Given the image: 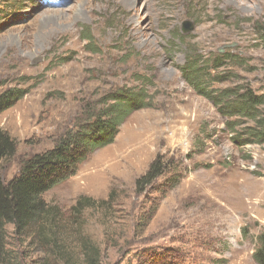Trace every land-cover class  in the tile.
<instances>
[{
    "label": "rangeland",
    "instance_id": "obj_1",
    "mask_svg": "<svg viewBox=\"0 0 264 264\" xmlns=\"http://www.w3.org/2000/svg\"><path fill=\"white\" fill-rule=\"evenodd\" d=\"M9 1L0 0L8 14L0 30V91L18 86L28 93L0 114V128L16 143L0 163L1 180L83 123L86 109H97L110 91L141 88L149 106L133 112L113 144L96 150L44 199L67 209L80 195L106 199L117 191L112 208L83 213V234L98 245L99 264H256L264 143L248 141L254 122L221 115L182 67L189 55L201 65L238 56L207 72L208 88L264 95V0ZM258 111L264 115V104ZM157 154L180 182L163 198L155 188L136 195L134 179ZM156 200V213L140 229L136 223ZM8 241L14 251L23 249ZM22 251L29 255L24 264L39 255Z\"/></svg>",
    "mask_w": 264,
    "mask_h": 264
},
{
    "label": "trees",
    "instance_id": "obj_2",
    "mask_svg": "<svg viewBox=\"0 0 264 264\" xmlns=\"http://www.w3.org/2000/svg\"><path fill=\"white\" fill-rule=\"evenodd\" d=\"M7 15L0 7V22H5ZM3 22L0 23V30ZM260 33L264 42V29ZM84 40L91 43L89 35ZM188 58L182 69L194 90L210 99L221 115L250 118L254 127L248 129V137L252 138H248V141L264 143V115L258 111L264 104V95L253 94L249 88L242 93H239L238 87L221 90L208 88L207 72L210 69L218 70L222 61L237 62L238 56L222 54L213 57L209 64L202 65L197 57L189 55ZM27 93L28 89L18 86L0 91V114ZM147 98L141 88L120 87L110 91L97 109H86L83 123L78 122L64 131L50 148L25 158L17 173L6 183L0 178V264H24L23 260L29 255L22 250L27 248L39 255L28 259L25 264L100 263L98 245L89 235L83 234V213L88 208H112L113 203H119L117 191H109L106 199L80 195L67 209L47 203L43 195L74 176L80 165L96 150L113 144L125 120L133 112L149 106ZM235 126L229 123L230 130ZM15 147V141L0 128V163L13 155ZM174 168L168 166L163 155L157 154L146 170L134 179V193L143 195L155 188L159 198H163L180 182L181 174ZM162 177L163 181L157 183ZM158 203L159 200H156L142 213L137 227L143 229L148 225L157 211ZM7 225L12 226L10 233L7 232ZM9 236L23 249H11ZM252 258L256 264H264V231L258 236V246Z\"/></svg>",
    "mask_w": 264,
    "mask_h": 264
},
{
    "label": "bare ground",
    "instance_id": "obj_3",
    "mask_svg": "<svg viewBox=\"0 0 264 264\" xmlns=\"http://www.w3.org/2000/svg\"><path fill=\"white\" fill-rule=\"evenodd\" d=\"M230 1H233V0H224L225 3H230ZM123 3L124 4H131L132 3V0H123ZM150 9V8H149ZM50 19V18H49ZM141 28V27H140ZM142 29V28H141ZM139 32V31H138ZM134 33L136 34V30H134Z\"/></svg>",
    "mask_w": 264,
    "mask_h": 264
},
{
    "label": "water",
    "instance_id": "obj_4",
    "mask_svg": "<svg viewBox=\"0 0 264 264\" xmlns=\"http://www.w3.org/2000/svg\"><path fill=\"white\" fill-rule=\"evenodd\" d=\"M185 26H189L188 29H185V28H184ZM191 27H192V25H191L189 22H187V21L184 22V26H183V28H184L185 32L190 31V30H191V29H190Z\"/></svg>",
    "mask_w": 264,
    "mask_h": 264
}]
</instances>
